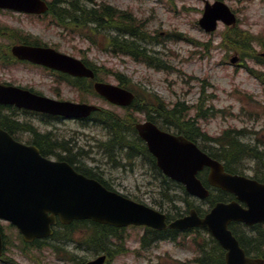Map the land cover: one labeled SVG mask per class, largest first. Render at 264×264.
Listing matches in <instances>:
<instances>
[{
    "label": "rangeland",
    "instance_id": "obj_1",
    "mask_svg": "<svg viewBox=\"0 0 264 264\" xmlns=\"http://www.w3.org/2000/svg\"><path fill=\"white\" fill-rule=\"evenodd\" d=\"M206 1L213 3L216 0H92L88 5L90 8L110 5L132 14L143 26V31L149 34L146 42L142 43L143 47L149 50L147 42L156 44L153 49L160 53L168 70L152 68L145 59L114 52L101 39L93 38V44L86 32L64 30L49 17L37 18L0 10V83L33 89L54 99L86 101L116 112L127 123L147 120L144 110L138 112L137 109L115 107L96 94L79 92L53 71L14 62L8 57L11 47L24 38L53 47L92 63L100 69L99 75L106 82L117 84V75H122L132 80L130 86L136 93L144 97L148 95L150 101L152 96L158 97L174 109L172 120L178 117V122H175L177 126L187 127L205 151L214 155L222 154L223 145L232 139L226 137L228 133L239 134L240 141L246 143L247 147L259 145L257 152L263 154V160L257 162L256 157H241L234 163V168L245 171L246 175L263 176L264 62L260 64L255 58L244 57L238 65L230 64L233 55L238 54L241 58L240 53L247 55V52L239 53L221 42L226 30L224 25H220L213 34H206L200 29L198 22ZM222 1L237 14V28L252 37L251 55L259 56L264 52V0ZM106 32L110 36L117 35L112 28ZM180 34L185 35L187 40L177 38ZM155 37L156 40H153ZM150 54L156 57L154 53ZM177 108L183 110L181 115L176 112ZM6 111L13 112L11 109ZM161 112L171 111L165 109ZM18 113L24 123L45 132L47 147H64L54 152L52 158L56 155L72 160L82 170L102 176L115 191L161 210L172 219L188 214L195 207L199 211L211 207V199L201 200L189 194L182 184L159 177L149 160L139 159L132 164L123 160L125 165H115L108 154L104 155L99 148L100 145L105 147L111 140L112 135L107 132V127L93 124L82 126L73 120L42 124L37 116L21 110ZM152 115L162 119L158 112ZM166 118L165 123L170 124L167 121L169 118ZM157 123L160 126L164 124ZM167 127L176 129L174 126ZM205 133L208 138H226H220L216 144L202 135ZM125 136L127 139L136 137L129 132ZM24 140H27V136H24ZM118 155L122 159L120 152ZM202 176L206 180L207 173L204 172ZM212 194L214 198H220L221 195L216 190H212ZM0 224L7 241L0 264H77L79 260L86 264L104 254L87 251L84 244L79 246V242L90 231L91 223L66 230L59 227V237L37 246H25L22 235L15 227L5 221H0ZM238 229L251 252L264 251V241L260 247H254V239L262 237V234L264 236V224L254 230L243 225H239ZM116 230V236L108 238L109 249L113 254L108 264H197L204 247L210 253L215 252L217 247L206 229L180 232L175 241L160 240L149 246L142 244V237L147 232L144 227L131 226ZM69 257L74 261L71 262Z\"/></svg>",
    "mask_w": 264,
    "mask_h": 264
},
{
    "label": "water",
    "instance_id": "obj_2",
    "mask_svg": "<svg viewBox=\"0 0 264 264\" xmlns=\"http://www.w3.org/2000/svg\"><path fill=\"white\" fill-rule=\"evenodd\" d=\"M0 8L42 14L48 10V5L43 0H0ZM218 20L231 25L236 22V17L224 3L207 4L200 20L201 26L209 32L214 31ZM12 52L19 59L74 76H94L81 61L51 48L17 45ZM95 87L115 104L128 105L133 99L131 93L114 85L97 83ZM0 102L68 117H87L97 110L95 106L44 99L28 91L1 85ZM137 129L147 141L150 152L157 158L158 167L167 176L184 183L189 193L200 198L209 196V191L196 177L200 170L208 166L211 169L209 182L233 192L238 200L247 204L248 209L242 208L236 201L218 203L205 218L192 210L190 215L168 225L165 214L108 191L99 182L78 174L67 163L46 160L34 147L20 145L0 130V218L15 224L29 243L36 238L52 235L51 225L56 224L57 217L63 224L92 219L117 227L134 224L157 230L204 226L210 228L228 251L227 264H264L263 260L248 257L228 228L230 222L235 220L248 225L264 221V184L226 173L222 164L195 144L164 132L151 122L138 124ZM2 251L0 232V256ZM104 261L105 256L90 264H103Z\"/></svg>",
    "mask_w": 264,
    "mask_h": 264
},
{
    "label": "trees",
    "instance_id": "obj_3",
    "mask_svg": "<svg viewBox=\"0 0 264 264\" xmlns=\"http://www.w3.org/2000/svg\"><path fill=\"white\" fill-rule=\"evenodd\" d=\"M92 0H53L50 4V12L51 15L60 25L63 27H67L68 29H72L75 31H83L86 32L87 38L91 40L93 44L95 41L93 38L101 39L105 44L106 47L110 48L112 51L122 54H128L133 56L136 59L144 58L147 62L152 63V65L156 67H162L157 65L158 58L154 57L150 54L151 51L147 50V48L143 47L142 43L146 42L147 38L145 39L146 32L143 31V26L141 27L137 22V19L126 11H120L110 5H97L94 7H88ZM112 28L117 35L113 36L111 34L108 35L106 31L109 28ZM238 37L242 41H235L233 45H239L242 48L248 47L249 38L243 34H239ZM18 43H27V44H37L38 42H31L27 39H20ZM120 81L126 85V81L120 78ZM153 100L147 103L153 111L158 110L159 116H166L167 121L170 122L172 115L174 113L165 112L162 113L161 110H165V105L161 102L159 98L152 97ZM141 100L137 102L138 105H141ZM144 104V103H143ZM138 107V106H136ZM183 111L180 112V115ZM168 114V115H167ZM4 115L2 111V107H0V116ZM96 120L98 123L104 124L112 133L111 140L105 144V147L108 151H113L117 148L124 150L126 149L127 157H134L139 155L140 153L136 150L143 149L145 154H148L147 148L144 145H141L139 139L137 137L135 139H127L125 133H135V129L132 123H127L126 120L120 118L115 113L106 111L103 113H97ZM178 118V117H176ZM153 119V118H152ZM2 121V122H1ZM0 123H10L13 124L12 119L3 116L1 118ZM155 121V119H153ZM5 123V124H6ZM127 126V127H126ZM183 127V126H181ZM185 129V130H184ZM179 129L181 133H184L188 136L187 128L184 127ZM127 131V132H126ZM189 137V136H188ZM227 138L232 137L229 140V144L224 146L222 149V154H210L213 157H218L225 161V166L229 171H236L234 168V163H236L237 155H240L242 150H246L247 145L240 141V135H226ZM43 141L47 142V138L43 137ZM133 146V148H132ZM134 150V153L131 154ZM250 157H256L261 159L260 153L257 152L256 149L252 148L250 150ZM149 155V154H148ZM165 181H168L165 179ZM225 196L223 195L221 198H214L211 197V202L214 204L218 200L225 201ZM202 212V211H201ZM169 218L171 216L169 215ZM86 225L85 223H74L69 227H65L66 229H71L72 227L79 226V225ZM65 229V230H66ZM90 231L86 233L85 240L82 244H85L89 250L93 252H102L108 254L109 257H113L111 254V250L109 249L108 238L110 236H116L117 231L114 228L104 226V225H97L92 223ZM199 231V230H197ZM234 234L239 239L242 247L246 250V252L251 255L254 254L256 256H264L263 250H256L251 252L247 246V241L244 240V237L241 236L237 227H233ZM58 235V232H55V236ZM174 231H167V232H158L148 230L146 236L143 238V244L149 245L151 242L163 238H175ZM255 238L254 239V247L258 248L262 245L264 238ZM213 242L217 244L215 248V252L210 253L204 247L202 250V256L199 259L200 264H225V251L221 248V246L212 239ZM73 262V258L70 259ZM76 264V263H75ZM77 264H83L82 260H79Z\"/></svg>",
    "mask_w": 264,
    "mask_h": 264
},
{
    "label": "bare ground",
    "instance_id": "obj_4",
    "mask_svg": "<svg viewBox=\"0 0 264 264\" xmlns=\"http://www.w3.org/2000/svg\"><path fill=\"white\" fill-rule=\"evenodd\" d=\"M111 53H112V52H111ZM178 108H181V107H178ZM178 108H177V109H178ZM177 109H176V110H177ZM181 111H183V110H180L179 112H181ZM176 112H177V111H176ZM171 113H174V110L171 111ZM170 122H171V119H170ZM155 123L158 124L157 122H155ZM170 124H171V123H170ZM158 125H159V124H158ZM240 137H241V136H240ZM243 143H244V142H243ZM245 144H246V143H245ZM197 212H199V211H197Z\"/></svg>",
    "mask_w": 264,
    "mask_h": 264
},
{
    "label": "flooded vegetation",
    "instance_id": "obj_5",
    "mask_svg": "<svg viewBox=\"0 0 264 264\" xmlns=\"http://www.w3.org/2000/svg\"><path fill=\"white\" fill-rule=\"evenodd\" d=\"M181 108H183V107H181ZM176 111H177V113H179V114H180V112H179V110H178V109H177ZM177 120H178V119H177V118H175V119H174V123H175V122H178ZM171 122H173L172 118H171Z\"/></svg>",
    "mask_w": 264,
    "mask_h": 264
}]
</instances>
